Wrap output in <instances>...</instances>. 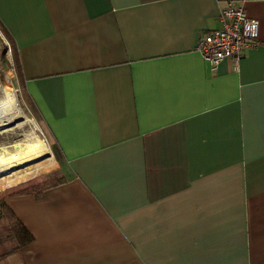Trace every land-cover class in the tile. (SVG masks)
I'll list each match as a JSON object with an SVG mask.
<instances>
[{"label": "crops", "instance_id": "0c3cea01", "mask_svg": "<svg viewBox=\"0 0 264 264\" xmlns=\"http://www.w3.org/2000/svg\"><path fill=\"white\" fill-rule=\"evenodd\" d=\"M227 1L258 46L212 72ZM0 25L64 178L4 195L20 264H264V0H0Z\"/></svg>", "mask_w": 264, "mask_h": 264}, {"label": "built area", "instance_id": "2783aa9c", "mask_svg": "<svg viewBox=\"0 0 264 264\" xmlns=\"http://www.w3.org/2000/svg\"><path fill=\"white\" fill-rule=\"evenodd\" d=\"M217 22V28L200 34L196 51L212 72L224 60H230L237 71L243 51L258 46V21L247 15L242 3L227 1L218 12Z\"/></svg>", "mask_w": 264, "mask_h": 264}, {"label": "rangeland", "instance_id": "374dc122", "mask_svg": "<svg viewBox=\"0 0 264 264\" xmlns=\"http://www.w3.org/2000/svg\"><path fill=\"white\" fill-rule=\"evenodd\" d=\"M10 90V91H9ZM9 93L12 96L16 98L17 104L20 106L21 113L19 115V122H15L12 124H3L0 125V145L2 147L12 146L15 143L16 144H27L28 140V132L32 131L34 129L35 134L37 137L46 143L47 147L49 148L50 152L52 153L54 159L55 156L52 152L53 145L51 144L45 129L42 127V125L37 121V119L34 117V114L30 107L28 106L24 96L23 91L21 87L20 79L18 78L17 72H16V64L14 62V52L12 49L11 44L8 42V40L4 37V34L0 31V104L5 101V93ZM11 92V93H10ZM17 119V120H19ZM24 131V132H23ZM25 133V134H24ZM23 134V135H22ZM25 137V139H23ZM19 142V143H18ZM24 142V143H23ZM7 143V144H6ZM10 144V145H9ZM41 163L35 164L32 166H40ZM20 168L18 171H22L24 169L30 168ZM41 167H37L34 169H27L24 170L20 175H17L1 184L0 181V187L3 186L6 182L12 181L13 179L19 178L24 175H30L32 173L38 172ZM58 169V165L53 168V170L50 173H54ZM16 171V172H18ZM49 173V174H50ZM12 174V173H11ZM10 175V174H8ZM48 175V173L46 174ZM7 175H4L1 178L5 177ZM41 175H35L28 181L32 179H36L38 177H41ZM57 177H53L47 180H52ZM46 180V181H47ZM26 181V182H28ZM24 182V183H26ZM45 182V181H44ZM42 183V182H39ZM17 186V185H16ZM18 188H13L4 191L3 195L0 197V199H3L4 195H7L8 193L17 190Z\"/></svg>", "mask_w": 264, "mask_h": 264}, {"label": "trees", "instance_id": "16d2710c", "mask_svg": "<svg viewBox=\"0 0 264 264\" xmlns=\"http://www.w3.org/2000/svg\"><path fill=\"white\" fill-rule=\"evenodd\" d=\"M213 30V29H212ZM0 31L2 34H4V37L8 40L9 43L10 40L8 39L4 29L0 25ZM209 31V30H208ZM14 62H15V51H14ZM16 64V62H15ZM19 69V68H18ZM16 67V72L18 75L19 70ZM20 79V77H18ZM21 82V80H20ZM22 87V83H21ZM23 91V89H22ZM23 96L32 110L34 117L37 119L39 122V118L30 103V101L27 99L25 94L23 93ZM51 142V141H50ZM52 144V143H51ZM52 152L54 156L57 158V149L54 146L52 149ZM57 160V159H56ZM40 166H31L30 168L27 169H34ZM24 169V170H27ZM24 170L14 172L10 175H7L3 178H1V184L17 175H20ZM42 174V169H39L38 172L32 173L30 175H24L19 178L13 179L12 181L6 182L3 186L0 187V197L3 195L4 191L13 189V188H26L30 187L32 185H35L41 181H45L47 179H50L53 176H44L42 174L41 177H38L36 179H31L35 175H41ZM28 181V182H26ZM26 182V183H24ZM64 182V178L62 177H57L52 180H47L45 182L39 183L35 186H32L30 188L24 189L21 192H39L42 189H45L50 186H55L58 184H61ZM17 185V186H16ZM32 241V236L28 233V231L23 227V225L18 221V219L15 217V215L12 213V211L4 204L3 200L0 199V264H20L19 260V250L29 244ZM12 258L13 260L10 261L9 259Z\"/></svg>", "mask_w": 264, "mask_h": 264}, {"label": "bare ground", "instance_id": "6f19581e", "mask_svg": "<svg viewBox=\"0 0 264 264\" xmlns=\"http://www.w3.org/2000/svg\"><path fill=\"white\" fill-rule=\"evenodd\" d=\"M5 95V101L0 104V125L20 121L19 115L21 110L16 98L8 92ZM34 131L32 129L31 132H28L27 144H20L18 142L19 144L15 143L7 147L0 145V177L14 173L20 168L39 164L49 157V150L46 143L41 141Z\"/></svg>", "mask_w": 264, "mask_h": 264}]
</instances>
